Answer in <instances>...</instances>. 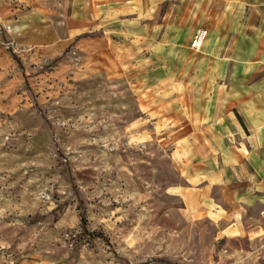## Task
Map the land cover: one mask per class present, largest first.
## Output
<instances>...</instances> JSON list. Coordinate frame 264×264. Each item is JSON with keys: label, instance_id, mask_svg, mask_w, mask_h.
<instances>
[{"label": "rangeland", "instance_id": "obj_1", "mask_svg": "<svg viewBox=\"0 0 264 264\" xmlns=\"http://www.w3.org/2000/svg\"><path fill=\"white\" fill-rule=\"evenodd\" d=\"M252 2L0 0V264H264Z\"/></svg>", "mask_w": 264, "mask_h": 264}, {"label": "crops", "instance_id": "obj_2", "mask_svg": "<svg viewBox=\"0 0 264 264\" xmlns=\"http://www.w3.org/2000/svg\"><path fill=\"white\" fill-rule=\"evenodd\" d=\"M244 1H254L252 3H254V4L257 3V6L259 8L258 9L254 8V12H256L259 15V17L261 15L264 16V0H244ZM251 27L255 28V30H257L259 32V39H258V42H257V47H258V49L260 48V50H261V53H259V54H261L262 56H264V21H262L261 23H258L257 25L254 24ZM259 61L262 62V63H264V57L262 59H259ZM236 115L239 118V120L241 121L240 115L238 113ZM254 164H255V166H258L259 168L264 167V161H262L259 158V156L257 157V161L254 160ZM218 185H220V184L218 183ZM253 194L254 193H252V194H250V193L249 194H246L245 195V198H246L245 200L248 201L249 198L254 197L256 195V193L254 195ZM250 195H251V197H250ZM258 199H259L258 201L256 199H254L253 202L255 204H260L259 202H260L261 199L260 198H258ZM258 211H261V210H258ZM262 211H264V209H262Z\"/></svg>", "mask_w": 264, "mask_h": 264}, {"label": "built area", "instance_id": "obj_3", "mask_svg": "<svg viewBox=\"0 0 264 264\" xmlns=\"http://www.w3.org/2000/svg\"><path fill=\"white\" fill-rule=\"evenodd\" d=\"M207 34H208L207 29H200L198 33L196 34L195 38L193 39V43H192L193 47L199 49L203 45L207 37Z\"/></svg>", "mask_w": 264, "mask_h": 264}, {"label": "trees", "instance_id": "obj_4", "mask_svg": "<svg viewBox=\"0 0 264 264\" xmlns=\"http://www.w3.org/2000/svg\"><path fill=\"white\" fill-rule=\"evenodd\" d=\"M15 58H17V57H15Z\"/></svg>", "mask_w": 264, "mask_h": 264}]
</instances>
